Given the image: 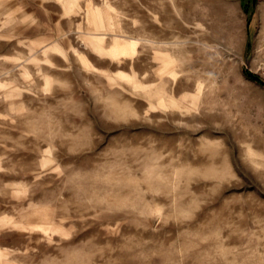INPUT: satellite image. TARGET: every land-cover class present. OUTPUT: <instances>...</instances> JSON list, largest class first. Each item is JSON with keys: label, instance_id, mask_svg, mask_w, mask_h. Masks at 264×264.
Masks as SVG:
<instances>
[{"label": "rangeland", "instance_id": "1", "mask_svg": "<svg viewBox=\"0 0 264 264\" xmlns=\"http://www.w3.org/2000/svg\"><path fill=\"white\" fill-rule=\"evenodd\" d=\"M263 63L264 0H0V264H264Z\"/></svg>", "mask_w": 264, "mask_h": 264}, {"label": "built area", "instance_id": "2", "mask_svg": "<svg viewBox=\"0 0 264 264\" xmlns=\"http://www.w3.org/2000/svg\"><path fill=\"white\" fill-rule=\"evenodd\" d=\"M262 74L264 75V63L261 65Z\"/></svg>", "mask_w": 264, "mask_h": 264}, {"label": "trees", "instance_id": "3", "mask_svg": "<svg viewBox=\"0 0 264 264\" xmlns=\"http://www.w3.org/2000/svg\"><path fill=\"white\" fill-rule=\"evenodd\" d=\"M253 78H255V77H253Z\"/></svg>", "mask_w": 264, "mask_h": 264}]
</instances>
